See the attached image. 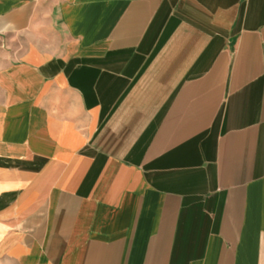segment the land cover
Segmentation results:
<instances>
[{
  "label": "crops",
  "instance_id": "1",
  "mask_svg": "<svg viewBox=\"0 0 264 264\" xmlns=\"http://www.w3.org/2000/svg\"><path fill=\"white\" fill-rule=\"evenodd\" d=\"M0 264H264V0H0Z\"/></svg>",
  "mask_w": 264,
  "mask_h": 264
}]
</instances>
